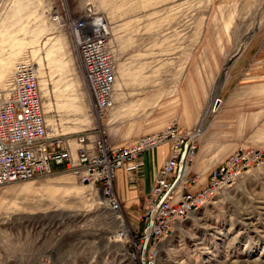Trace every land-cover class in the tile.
<instances>
[{
  "label": "rangeland",
  "instance_id": "1",
  "mask_svg": "<svg viewBox=\"0 0 264 264\" xmlns=\"http://www.w3.org/2000/svg\"><path fill=\"white\" fill-rule=\"evenodd\" d=\"M91 17L106 25L116 78L102 113L74 32ZM22 61L35 69L50 135L123 146L173 124L192 136L201 185L227 157L261 155L143 255L142 167L117 170L106 194L57 168L4 185L0 264H264V0H0V92Z\"/></svg>",
  "mask_w": 264,
  "mask_h": 264
},
{
  "label": "built area",
  "instance_id": "2",
  "mask_svg": "<svg viewBox=\"0 0 264 264\" xmlns=\"http://www.w3.org/2000/svg\"><path fill=\"white\" fill-rule=\"evenodd\" d=\"M104 25L102 19L91 17L78 23L74 30L86 86L96 112L100 113L113 107L116 79ZM88 26L95 28L84 33ZM191 137L173 124L123 146H112L102 136L91 133L50 135L38 77L31 63L20 62L13 66L0 92V187L48 175L52 168H57L82 185L95 188L101 183L105 192V187L112 184L115 170H137L142 167L139 158L143 152L168 144V157L146 195L145 227L139 241L143 255L151 240L157 241V248L180 223L210 203L260 159L261 153L237 152L213 169L201 185V175L190 170L196 150ZM105 203L112 211L117 208L109 199Z\"/></svg>",
  "mask_w": 264,
  "mask_h": 264
},
{
  "label": "crops",
  "instance_id": "3",
  "mask_svg": "<svg viewBox=\"0 0 264 264\" xmlns=\"http://www.w3.org/2000/svg\"><path fill=\"white\" fill-rule=\"evenodd\" d=\"M196 86L197 88H200L198 84ZM168 151H169V147L167 145H162L151 151L144 152L141 155V162L143 164L142 166L143 184H144V190L142 192L143 194H146L149 192L152 186L153 180L158 172V169L162 161L166 158ZM120 171L122 170L117 171V173Z\"/></svg>",
  "mask_w": 264,
  "mask_h": 264
},
{
  "label": "bare ground",
  "instance_id": "4",
  "mask_svg": "<svg viewBox=\"0 0 264 264\" xmlns=\"http://www.w3.org/2000/svg\"><path fill=\"white\" fill-rule=\"evenodd\" d=\"M103 22H104V21H103ZM104 24H105V23H104ZM104 27L106 28V25H104ZM107 35H108V34H107ZM112 59H113V58H112ZM22 62H26V61H22ZM33 69H34V67H33ZM34 70H35V69H34ZM217 103H218V101L216 100L215 103H214V105H218ZM117 170H118V169H117ZM117 170H115V173H116ZM119 170H120V169H119ZM114 179H115V178H114ZM112 184H113V183H112ZM1 187H2V186H1ZM115 211H116V210H115ZM112 212H113V211H112ZM116 213H117V212H116Z\"/></svg>",
  "mask_w": 264,
  "mask_h": 264
}]
</instances>
